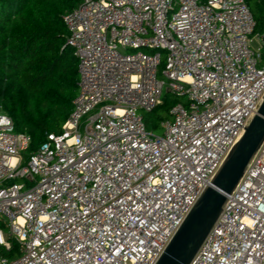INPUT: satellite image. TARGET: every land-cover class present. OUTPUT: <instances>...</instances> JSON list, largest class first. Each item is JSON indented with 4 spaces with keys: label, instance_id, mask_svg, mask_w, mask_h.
Wrapping results in <instances>:
<instances>
[{
    "label": "built area",
    "instance_id": "built-area-1",
    "mask_svg": "<svg viewBox=\"0 0 264 264\" xmlns=\"http://www.w3.org/2000/svg\"><path fill=\"white\" fill-rule=\"evenodd\" d=\"M63 20L61 131L26 161L0 111V247H19L0 264H156L263 101L264 31L247 0H83ZM166 92L183 100L158 135L143 114ZM190 264H264V141Z\"/></svg>",
    "mask_w": 264,
    "mask_h": 264
},
{
    "label": "trees",
    "instance_id": "trees-1",
    "mask_svg": "<svg viewBox=\"0 0 264 264\" xmlns=\"http://www.w3.org/2000/svg\"><path fill=\"white\" fill-rule=\"evenodd\" d=\"M82 1L0 0V111L11 117L16 132L30 136L23 153L26 161L48 134L61 131L73 112L78 59L67 44L69 32L63 17ZM247 3L256 22L255 33H262L264 0ZM181 100L166 92L161 105L143 114L147 129L159 130L161 121L171 117V108ZM169 101L173 105L160 114ZM0 255L18 256V244L13 242L11 250L0 247Z\"/></svg>",
    "mask_w": 264,
    "mask_h": 264
},
{
    "label": "water",
    "instance_id": "water-1",
    "mask_svg": "<svg viewBox=\"0 0 264 264\" xmlns=\"http://www.w3.org/2000/svg\"><path fill=\"white\" fill-rule=\"evenodd\" d=\"M264 141V98L156 264H190Z\"/></svg>",
    "mask_w": 264,
    "mask_h": 264
},
{
    "label": "rangeland",
    "instance_id": "rangeland-1",
    "mask_svg": "<svg viewBox=\"0 0 264 264\" xmlns=\"http://www.w3.org/2000/svg\"><path fill=\"white\" fill-rule=\"evenodd\" d=\"M253 45H254L255 47L258 46L256 42H254ZM164 59H165V57H164ZM172 103H174V102L169 101L168 104H167V106L162 107L161 110L159 111L160 114L165 113V111L168 110L169 107H171V105H173ZM176 103H177V102H176ZM148 130L153 131V130H155V129H153V128L150 129V128H149ZM153 132H154L155 134H158V135H162V134H163V130H162L161 127H160L159 130H155V131H153ZM0 218H1V217H0ZM2 221H4V220L2 219ZM0 229H2V231L4 232V234L7 236V234H8V227H7V225H4V223H3V224H0Z\"/></svg>",
    "mask_w": 264,
    "mask_h": 264
}]
</instances>
